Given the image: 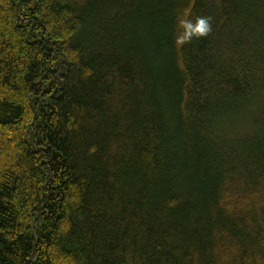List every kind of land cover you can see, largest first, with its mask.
Instances as JSON below:
<instances>
[{
	"label": "trees",
	"instance_id": "16d2710c",
	"mask_svg": "<svg viewBox=\"0 0 264 264\" xmlns=\"http://www.w3.org/2000/svg\"><path fill=\"white\" fill-rule=\"evenodd\" d=\"M0 264H264V0H0Z\"/></svg>",
	"mask_w": 264,
	"mask_h": 264
}]
</instances>
